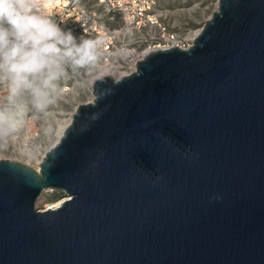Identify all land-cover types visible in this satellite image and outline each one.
<instances>
[{"label": "water", "instance_id": "water-1", "mask_svg": "<svg viewBox=\"0 0 264 264\" xmlns=\"http://www.w3.org/2000/svg\"><path fill=\"white\" fill-rule=\"evenodd\" d=\"M92 90L39 169L0 159V264H264V0Z\"/></svg>", "mask_w": 264, "mask_h": 264}, {"label": "clouds", "instance_id": "clouds-1", "mask_svg": "<svg viewBox=\"0 0 264 264\" xmlns=\"http://www.w3.org/2000/svg\"><path fill=\"white\" fill-rule=\"evenodd\" d=\"M45 3L0 0V150L27 140L30 121L51 126L65 85L77 73L94 82L107 75L104 45L112 37L85 32L77 38L59 26ZM84 82L75 80L74 88Z\"/></svg>", "mask_w": 264, "mask_h": 264}, {"label": "built area", "instance_id": "built-area-1", "mask_svg": "<svg viewBox=\"0 0 264 264\" xmlns=\"http://www.w3.org/2000/svg\"><path fill=\"white\" fill-rule=\"evenodd\" d=\"M45 7L50 12L58 13L60 18L57 23L66 25V28L75 32L78 37L85 35V32L91 37L101 34L112 37L104 45L103 66L110 67L112 73L116 69L124 70L115 79L124 76L122 75L124 73L128 75L135 71L137 62L147 54L143 55L144 49H142L127 57L125 50L133 49L126 41L127 37L138 36V42L146 45L147 48H156L154 50H166L172 47L188 49L195 38L178 34L170 29L157 12L156 0H87L82 4L79 1L74 3L73 0H54L53 3L46 1ZM101 12L113 16L118 27L107 26L100 15ZM26 136L24 151L29 155L33 152H30L28 147L32 146V141L38 139L37 128L30 129ZM43 156L37 161L38 167Z\"/></svg>", "mask_w": 264, "mask_h": 264}, {"label": "rangeland", "instance_id": "rangeland-1", "mask_svg": "<svg viewBox=\"0 0 264 264\" xmlns=\"http://www.w3.org/2000/svg\"><path fill=\"white\" fill-rule=\"evenodd\" d=\"M46 1L53 3L54 0ZM78 1L81 4L87 2V0ZM218 4L219 0H156V9L161 20L164 21L170 29L178 34L190 35L202 28L205 21L211 17L213 11L217 10ZM52 13L54 14L53 18L57 21L60 18L59 14L54 11ZM100 15L110 28L118 27L116 19L110 14H103L101 12ZM63 18H65V16ZM58 24L65 31L70 30L61 22ZM72 33L79 38L75 32L72 31ZM126 41L130 43L131 47L134 49L128 50H133L134 53H138L142 49L145 50L147 48L146 45L138 42V36H129ZM122 71L124 70L116 69L110 76L115 78L120 75ZM75 80H84L85 82L80 87L74 88ZM92 82V79L82 77L77 73L72 79H69L65 85L66 95L55 109L51 126H42L40 122H29L26 134L34 127L38 130V139L32 141V146L28 147L30 152H33L30 153L31 157L24 151L26 148L24 147V139L21 137L10 142L4 149L0 150V159L19 161L35 169H39L37 161H39L45 151L57 141L56 130L58 125L64 123L68 118H71L77 106L90 102L91 97L94 96L91 86ZM45 127H47V131H45ZM63 198L64 193L62 191L46 189L38 196L35 205L39 210H45L48 205L61 201Z\"/></svg>", "mask_w": 264, "mask_h": 264}, {"label": "bare ground", "instance_id": "bare-ground-1", "mask_svg": "<svg viewBox=\"0 0 264 264\" xmlns=\"http://www.w3.org/2000/svg\"><path fill=\"white\" fill-rule=\"evenodd\" d=\"M199 31H200V30L195 31V32L191 33L189 36H190L191 38H194V37L199 33ZM154 49H156V48H152V47H150V48H146L145 50H143L142 54L144 55V54H146V53H148V52H150V51H152V50H154ZM125 54H126L127 57H129V56H131V55L133 54V50H128V49H126V50H125ZM135 59H136V58H135ZM103 70H104L105 73H107V75H111V74H113L112 71H111V69H110V67H104ZM122 75H126V74L124 73V74H122ZM92 100H93V96L91 97L90 101H92ZM70 120H71V118H68L64 123H60V124L58 125L57 130H56V139H57V140L59 139V137H60L61 134L63 133L65 127L68 125V123L70 122ZM28 156H30V154H29ZM37 168H38V167H37ZM61 202H62V200H61V201H58V202H56V203H54V204H52V205H48V206L45 208V210H46V209H54V208H56L57 206H59V204H60Z\"/></svg>", "mask_w": 264, "mask_h": 264}]
</instances>
